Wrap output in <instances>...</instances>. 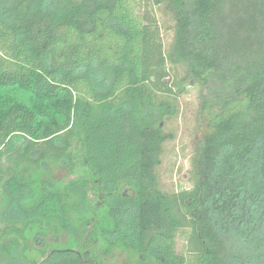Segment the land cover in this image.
I'll return each instance as SVG.
<instances>
[{
    "label": "trees",
    "instance_id": "trees-1",
    "mask_svg": "<svg viewBox=\"0 0 264 264\" xmlns=\"http://www.w3.org/2000/svg\"><path fill=\"white\" fill-rule=\"evenodd\" d=\"M191 88L203 133L190 185L167 190L166 121ZM47 163L77 176L57 186ZM5 202L26 219L0 225V264L6 239L29 264H106L100 242L139 264H264V0H0ZM68 214L93 219L84 245H30Z\"/></svg>",
    "mask_w": 264,
    "mask_h": 264
},
{
    "label": "rangeland",
    "instance_id": "rangeland-1",
    "mask_svg": "<svg viewBox=\"0 0 264 264\" xmlns=\"http://www.w3.org/2000/svg\"><path fill=\"white\" fill-rule=\"evenodd\" d=\"M165 24L163 30L164 39L168 42L171 38L172 30L169 23ZM198 92L197 88H191L187 93L183 94L178 101L179 109L177 114L166 121V130L169 133V138L164 144L163 160L158 172L161 184L167 190H177L183 186L190 185V160L195 144L199 142L203 133L200 127V120L198 119L200 109ZM44 172L42 177L57 186H63L66 181L77 176L70 173L69 165L64 163H47L44 165ZM67 217L69 220L67 225L61 224L56 220L52 223H47L44 229L29 227L26 234L30 245L44 250L66 243H71L75 246L84 245L93 219L89 221L86 217H81L78 214H68ZM25 219L24 213H19L17 210L12 209V206L7 204V202L0 203V225L15 224L23 226ZM183 243L184 241L180 240L179 247H182ZM2 244H6V250L4 249V253L2 252L4 264H29L20 252L22 243L6 239ZM96 246H98V251L102 253L103 263L139 264L137 255L130 251L112 247L105 253L101 242L96 244ZM10 250L12 251L10 252Z\"/></svg>",
    "mask_w": 264,
    "mask_h": 264
}]
</instances>
